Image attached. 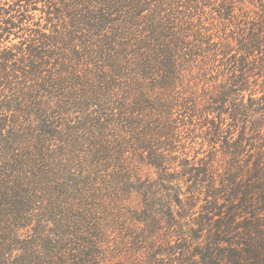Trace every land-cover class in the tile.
Segmentation results:
<instances>
[{"label":"trees","instance_id":"16d2710c","mask_svg":"<svg viewBox=\"0 0 264 264\" xmlns=\"http://www.w3.org/2000/svg\"><path fill=\"white\" fill-rule=\"evenodd\" d=\"M42 1L56 22L48 34L27 24L35 0L0 6V38L26 35L0 42V264H43L24 248L33 223L32 247L52 245L45 264H108L98 248L124 193L143 198L130 235L143 260L131 264H264V17L243 24L234 49L199 33L189 42L178 8L204 1L225 19L241 0ZM198 56H220L229 74L205 101L180 92L181 61ZM196 115L210 124V156L169 173L177 121ZM179 178L194 183L188 202Z\"/></svg>","mask_w":264,"mask_h":264},{"label":"rangeland","instance_id":"374dc122","mask_svg":"<svg viewBox=\"0 0 264 264\" xmlns=\"http://www.w3.org/2000/svg\"><path fill=\"white\" fill-rule=\"evenodd\" d=\"M11 4L12 0H0V6L4 9H8ZM232 6L233 11L231 16L222 19L219 18L214 6L207 4V2H200L197 4V8L189 10H187L188 8L186 5L182 3L178 8V11L180 12L178 18H182L185 22L188 21L187 24L181 26L182 33L190 35L187 39L189 42H193L194 37L199 33L206 38H211L213 42L219 45L230 43L231 46H234V49H236V39L237 37H240L237 34L240 33L239 31L241 27H243V24L247 23L249 20L257 21L260 20L261 16L264 17V6H260L257 0H241V2L234 1ZM45 11L44 2L42 0H35V3L28 13L31 20L27 22V24L33 29H40L41 31L45 29V33L48 34L50 33V30H53V26L56 22H49ZM189 14L190 16H187L189 19H187L185 15ZM7 15L9 16L10 14ZM1 25L2 24L0 23V26ZM24 38H26L24 32L16 29L8 37L7 35L2 36L0 42L3 45L9 46L12 44L19 45L23 42ZM235 52L237 51L234 50L233 53ZM219 57L217 58V61L202 58L201 56L193 58L191 61L190 59L189 61L188 59H186V61H181L182 66L180 69H182L181 75L183 76V86L180 92L187 91L186 95L193 96L198 101H205L204 99H206V96H204V93L213 91V87L225 82L229 75L225 67L219 62ZM243 95L246 99L248 92H244ZM259 95L260 94H258V96ZM209 118L212 117L209 116ZM209 127L210 124H207L201 115L186 118L179 117L176 129L178 135L174 142L175 150L172 153V155L176 157V160L171 164V168L168 170L169 173L174 172L173 167H176L175 169L177 172L182 170V167L179 166L180 160L182 159L190 160L191 166L195 165L196 167H200V165H205L204 162L207 157L210 156V150L212 148V145L208 142L206 136L210 129ZM212 159L214 160L210 163L212 172L210 175L214 179H217V172L215 169L221 171L220 157L219 155L216 157L213 156ZM136 167L139 169L135 170L134 175H137V177L145 179L149 176L152 180H156L158 170L153 168L148 169L139 165H136ZM179 179V186L181 188V193L183 194L180 198L184 202H188L185 200V197L189 196V194H187V188L194 183L185 182V178ZM205 192L206 189L204 188L200 194L195 193L196 197L194 202H192V205H194L192 211L195 216L202 213V209L206 204L205 199L207 196ZM118 201L119 202H117L115 206L110 207L116 209L115 213L110 217V220L114 219L112 222L114 224H110L109 227L105 228V235L103 236L101 248H98V255L108 264H115L118 262L122 264H131L143 260L142 246H139V249L131 246L132 237H130V235H138L140 229L143 228L142 224H138L135 220H131V213L134 212V209H136L137 206L138 209L140 208L143 198L141 195H129L128 193H124L120 195V200ZM121 219H123L122 222L118 224ZM39 220L41 222V233L47 235V227L52 226V224L48 223L46 218H41ZM35 226L34 223L30 226L34 228L33 231L30 230V227L22 230L21 234L24 239L26 238L24 248L30 247L29 253L32 254V258L35 257V259L30 258V262H42L45 264L48 262L45 256L50 255L49 251L53 250L52 245L47 242V240L43 239L42 244L38 246L37 249L32 247L38 230ZM26 251H28V248Z\"/></svg>","mask_w":264,"mask_h":264}]
</instances>
